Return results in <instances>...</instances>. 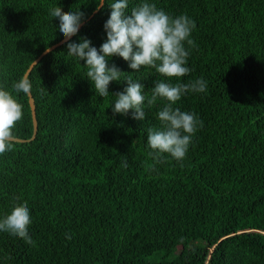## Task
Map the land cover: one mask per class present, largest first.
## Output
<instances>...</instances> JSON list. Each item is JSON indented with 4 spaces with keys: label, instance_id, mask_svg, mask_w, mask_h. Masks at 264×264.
Returning a JSON list of instances; mask_svg holds the SVG:
<instances>
[{
    "label": "trees",
    "instance_id": "16d2710c",
    "mask_svg": "<svg viewBox=\"0 0 264 264\" xmlns=\"http://www.w3.org/2000/svg\"><path fill=\"white\" fill-rule=\"evenodd\" d=\"M139 0H131L129 8ZM169 15L195 21L196 47L187 83L203 77L204 93H188L176 107L201 121L182 163L155 162L143 121L113 116L83 76V62L66 41L26 76L37 129L0 155V216L27 203L33 244L0 234V264H264V0H150ZM79 8L76 36L99 48L109 9L94 0H0V86L11 91L30 62L62 37L48 12ZM95 13L89 17L94 11ZM89 17V18H88ZM55 35V36H54ZM150 95L154 69L134 72ZM176 83V78H171ZM111 82L109 91H122ZM14 136L32 134L28 96ZM127 162V167L123 166Z\"/></svg>",
    "mask_w": 264,
    "mask_h": 264
},
{
    "label": "clouds",
    "instance_id": "9594fccd",
    "mask_svg": "<svg viewBox=\"0 0 264 264\" xmlns=\"http://www.w3.org/2000/svg\"><path fill=\"white\" fill-rule=\"evenodd\" d=\"M131 0H94L96 10L105 5L110 10L103 23L105 39L99 48L93 46L85 37L71 40L79 32L85 16L78 9L62 14L59 7L49 10L48 17L54 24L55 35L66 41V54L83 65L84 77L90 82L94 94L100 98L112 94L115 98L108 102L113 116L128 115L131 110L133 119L143 121L146 113L158 101L160 106L155 114L159 127L146 130V146L155 162L172 159L182 163L189 150L192 137L201 126V121L194 112L182 111L176 107L177 101L188 93H204L207 83L203 77L189 80L181 78L191 72L188 57L196 47L191 33L195 30V21L187 14L169 15L157 8L150 0H139L129 8ZM54 35V36H55ZM117 56L127 62L134 72L141 68L154 69L165 79H156L150 88V95L139 79L123 76L115 64H110L111 57ZM176 78V83L171 78ZM124 82L122 91L111 93V82ZM11 91L0 86V155L12 150L14 131L22 120V105L18 96H27L31 84L26 79H18L11 86ZM127 167V162H124ZM32 223L31 211L27 203L14 201L9 212L0 216V234L22 239L31 245L29 234Z\"/></svg>",
    "mask_w": 264,
    "mask_h": 264
},
{
    "label": "water",
    "instance_id": "95a60500",
    "mask_svg": "<svg viewBox=\"0 0 264 264\" xmlns=\"http://www.w3.org/2000/svg\"><path fill=\"white\" fill-rule=\"evenodd\" d=\"M96 10H94L89 17H91ZM88 17V18H89ZM84 21H82L81 25L83 24ZM63 42H65L64 38H61L60 40H58L57 42L51 44L50 46H48L47 48H45L36 58H34L30 64L28 65L27 69L25 70L22 78L26 79L27 74L29 73V71L32 69V67L49 51H51L52 49H54L56 46L62 44ZM28 103L30 106V110H31V118H32V134L29 138L27 139H23V138H19L14 136L13 141H17V142H24V141H30L35 137V133H36V129H37V123H36V117H35V106H34V99L32 97V95L29 93L28 95Z\"/></svg>",
    "mask_w": 264,
    "mask_h": 264
}]
</instances>
